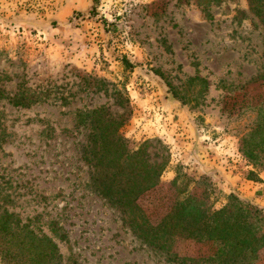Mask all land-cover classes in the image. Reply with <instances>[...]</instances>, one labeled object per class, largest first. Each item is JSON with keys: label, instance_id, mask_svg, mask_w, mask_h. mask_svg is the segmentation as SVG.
Here are the masks:
<instances>
[{"label": "rangeland", "instance_id": "1", "mask_svg": "<svg viewBox=\"0 0 264 264\" xmlns=\"http://www.w3.org/2000/svg\"><path fill=\"white\" fill-rule=\"evenodd\" d=\"M260 4L0 0V212L51 237V264H219L207 259L211 241L178 235L153 247L120 206L91 190L100 129L80 120L92 111L124 121L130 148L148 140L150 162L168 159L158 185L139 199L148 215L182 200L185 182L208 210L234 195L251 204L260 239L249 264H264ZM20 87L39 100L12 105Z\"/></svg>", "mask_w": 264, "mask_h": 264}, {"label": "trees", "instance_id": "2", "mask_svg": "<svg viewBox=\"0 0 264 264\" xmlns=\"http://www.w3.org/2000/svg\"><path fill=\"white\" fill-rule=\"evenodd\" d=\"M260 1L249 3L260 7ZM256 13L261 14L257 9ZM38 100L37 93L21 87L9 98L12 105L22 107ZM85 120L100 129L93 135L99 145L92 151L91 190L120 206L127 223L150 245L165 249L174 236L182 235L213 242L216 250L207 259L219 264H249L257 257L260 239L251 228L250 203L230 195L233 201L220 209L208 210L194 203L185 182L180 192L182 200H176L165 213L148 215L139 199L158 185L168 159L165 156L150 162L148 140L130 148V141L120 133L122 120L103 118L96 111L86 114L80 122ZM263 237L262 234L260 238ZM0 252L2 264L5 260L12 264H51L58 256L51 237L19 227V219L5 209L0 212Z\"/></svg>", "mask_w": 264, "mask_h": 264}]
</instances>
